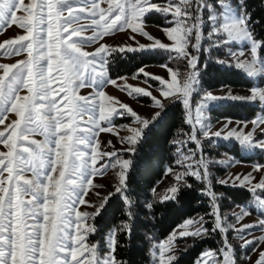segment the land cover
<instances>
[{"label": "snow or ice", "instance_id": "snow-or-ice-1", "mask_svg": "<svg viewBox=\"0 0 264 264\" xmlns=\"http://www.w3.org/2000/svg\"><path fill=\"white\" fill-rule=\"evenodd\" d=\"M102 2L0 0V21L23 30V34L0 43V49L8 55L24 57L15 63L0 64V125L4 126L0 131V145H3L0 150V264H127L118 259L116 253L120 246L118 234L131 236L128 222L107 233L103 252L100 241L89 242V237L97 232L95 220L106 210L113 193L103 197L99 204H92L85 197L90 188L100 187L93 184L94 176L103 175L108 167L119 166L115 193L123 196L131 219L132 202L126 181L132 161L121 159V155L136 151L145 131L162 118L166 105L148 89L119 85L108 76L109 56L117 50L121 53L160 50L168 53L170 60L186 61L187 74L183 77L178 69L167 65L163 67L167 68L169 79L152 75L143 67L133 74V79L142 75L146 84L149 80L157 81L156 90L169 104L182 103L184 123L192 128L191 133H185V140L173 142L177 156L175 165L184 170L176 171L171 166L165 170V175L170 174L175 183L165 189L158 202L178 201L182 190L192 187L187 181L189 176L203 183L201 194L209 197L207 215L213 218L211 232L220 233L223 241L219 249L204 250L195 264H205V261L207 264H236L235 249L227 234L235 232L243 241L241 248L254 247L264 241V236L245 237L257 227L264 230V219L240 227L225 222L227 218L220 214L210 179L211 161L202 155L201 137L212 144L221 139H234L247 149L264 150V139L256 138L257 130L264 136V108L251 121H239L236 127H229L232 121L228 119L215 132L211 131L206 115L212 103L224 99L264 105V87H252L246 96L234 95L231 90L224 95L203 91L200 77L208 65L201 62V56L204 52L211 53L212 49H224L231 59H217L216 64L234 67L249 78L261 77L264 76V57L258 53L264 50V40L254 35L249 24L251 16L244 9L243 0H240V14L234 19L229 0H216L215 4L209 0H166L163 5L153 0H116L115 4L109 2L106 8L101 7ZM17 10L22 14L17 15ZM152 12L171 16L173 26L164 28L171 43L155 39L144 29L145 17ZM206 25H210V30L205 35ZM126 28L154 43H139L135 48L125 45L119 49L100 43L94 52L84 50L87 45ZM89 29L92 34L86 35ZM3 30L0 25V31ZM130 38L135 40V36ZM243 44L248 46L250 58L242 59L246 55L240 47ZM233 45L237 50H233ZM108 84L127 92L133 99L150 97L153 107L159 111L150 118L138 115L128 104L106 95L103 89ZM84 87L94 91L87 96L79 95V89ZM224 87L221 85L222 90ZM23 90L26 92L21 95ZM198 91H202V95L195 105L194 115L191 100ZM8 112L14 113L15 118L5 123ZM124 116H130L138 127L121 125L130 135L114 134L122 145L129 147L110 152L99 150V132L112 131L114 118ZM249 123L251 130L246 132ZM35 135L42 136L43 140L32 138ZM189 143L196 145L195 150L187 148ZM198 153L201 158H197ZM105 158L108 163L97 167L98 160ZM261 170L264 164L253 168V171ZM230 179L231 183L229 179L217 183L247 190L258 214L264 215V178L253 183L255 177L250 172ZM151 192L155 194L156 188ZM81 205L95 210L81 211ZM146 206L153 207L151 203ZM250 214L247 206H241L240 212L233 216L239 224ZM206 223L204 216L189 218L165 241L154 244L153 264H174V242L188 237L204 239L209 235ZM256 264H264V252L259 253Z\"/></svg>", "mask_w": 264, "mask_h": 264}, {"label": "trees", "instance_id": "trees-1", "mask_svg": "<svg viewBox=\"0 0 264 264\" xmlns=\"http://www.w3.org/2000/svg\"><path fill=\"white\" fill-rule=\"evenodd\" d=\"M216 2V0H213ZM241 9L240 0H232ZM244 9L251 16L249 24L254 35L264 40V0H243ZM147 19L164 23L159 13L152 12ZM205 52L201 56L203 63ZM264 57V50L259 51ZM109 60L108 69L111 76L125 73H134L141 65L149 62L162 61L163 56L157 52L137 51L118 52ZM208 67L203 71L202 81L210 87L221 84L251 85L253 80L234 67H221L215 62L207 63ZM257 104H246L237 101H228L214 107L217 115L234 117H251L258 110ZM185 111L182 103H166L162 118L149 126L143 138L136 145V151L128 155L132 163L128 169V196L132 202V217L129 219L127 207L121 194L113 193L107 202L106 210L95 220L97 232L94 234L100 240L102 252L104 240L112 228H119L128 222L131 228L130 238L124 233H119L120 246L117 249V258L126 261L127 264H150L151 249L155 242L167 236L184 219L203 214L208 223L209 235L204 239L188 237L187 248L178 255L174 264H195L200 254L206 249H219L222 247L223 237L218 232H211L213 218L208 216L210 211L209 197L202 195L204 184L187 177L191 188H184L178 201L159 203L160 199L151 192L163 179L165 170L175 163L176 145L174 141L185 140V133H191L190 125L184 123ZM194 144V143H193ZM222 187L232 195L233 201L243 200L249 192L240 187ZM220 207L224 210L229 204L227 194L218 197ZM151 203L153 207L147 208ZM231 235V231L229 232ZM237 245V244H236ZM237 246H235L236 248ZM237 250V249H236ZM237 261L242 255L236 251Z\"/></svg>", "mask_w": 264, "mask_h": 264}, {"label": "rangeland", "instance_id": "rangeland-1", "mask_svg": "<svg viewBox=\"0 0 264 264\" xmlns=\"http://www.w3.org/2000/svg\"><path fill=\"white\" fill-rule=\"evenodd\" d=\"M28 2V0H26ZM111 2L115 4L116 0H103L101 3V7H107L108 3ZM120 2H123V0H120ZM154 3L163 5L166 4V0H153ZM209 2L215 4L213 0H209ZM230 5H231V11H232V18L234 19L235 17L239 16L240 10L237 5L233 3L232 0H229ZM219 11V9H218ZM22 13L17 10V15H21ZM160 14V13H159ZM160 16L163 18L164 23L156 22L150 19H147V16L145 17V23L143 24V27L146 31L150 33L155 39L161 40L163 43H171L166 37V34L164 32V28L166 27H171L173 26L170 21H171V16H164L160 14ZM81 23H89L88 21H82ZM0 25H3L4 30L0 31V43H3L6 40H9L13 37H16L18 35L23 34V30L18 28L16 25H11L8 26L4 24L3 21H0ZM210 30V25H206L205 28V35L207 31ZM86 35H91L92 32L89 29L86 33ZM135 36V40L131 39L130 37ZM257 38V37H256ZM259 39V38H257ZM100 43H104L108 46H111L112 48L119 49L121 46L129 45L131 47H138L139 43L143 44H149V43H154V41H149L147 38L139 35L138 33H132L130 28H126L122 31L115 32L114 34H110L108 36L103 37L102 40L98 41L97 43L87 45L84 50L88 52H94L96 48L99 46ZM207 41H205V47H207ZM233 50H237V46L233 45ZM240 47H243L245 50V57L244 58H250V54L248 52V46L246 44L240 45ZM5 48H7V45H5ZM119 51H115L111 53L109 56V60L113 57V54L118 53ZM127 52V51H125ZM124 52V53H125ZM152 52H157L159 56H163L164 59L162 61H154V62H149L141 65L139 68L136 69L134 73L138 71L140 68H144V70L152 75L155 76H160L165 79H169V73L167 71V68L163 67V65H167L170 68L173 69H178L179 72L181 73V76H186L187 74V65L186 61L183 60H170L169 59V54L160 50L157 51H152ZM259 55V53H258ZM260 56V55H259ZM24 58L23 56H12L8 55L4 52V49H0V64L4 63H15L18 59ZM217 59H231L230 57H227L225 55V50L224 49H212L211 53L205 52L204 55V62L210 63V62H215ZM208 67V66H207ZM259 67V65H257ZM205 70V69H204ZM241 71V70H239ZM107 72L108 76L111 79H116L117 84L119 85H131L133 87H144L148 89L149 91L152 92L153 95H155L157 98L161 99L163 103H167L164 98L160 97L159 91H157V86L158 82L157 81H152L149 80V82L146 84L144 82V77L141 75L137 79H133V74L134 73H125V74H120L117 76H111L109 73L108 65H107ZM243 73V71H241ZM203 72L201 73L202 77ZM245 74V73H243ZM246 75V74H245ZM119 77H123L124 79H117ZM200 77V87L203 91H210L214 95H224L227 91L231 90L232 94L234 95H242L246 96L250 94V90L254 86H260L264 87V76L261 77H255L251 78L253 80L251 85H234V84H221L225 85L224 89H221V85L215 86V87H210L206 83L202 81ZM151 85V87H149ZM104 92L106 95L114 97L116 100H119L120 102H123L125 104H128L134 111L137 112L138 115L143 116L144 118H150L156 111H159V109H156L153 107V102L150 97H144L140 96L138 98L133 99L130 97L127 92L121 91L120 88L108 84L106 87H104ZM94 91L93 88L91 87H84L79 89V95L87 96L90 93ZM26 90H23L21 92V95L25 94ZM202 95V91H198L197 93L193 94L192 97V105H193V114L195 115V105L199 102L200 98ZM228 101V99L224 100H219L215 103H212L207 112L206 115L208 117V121L211 123V131L215 132L219 130L221 127H223V124L228 120L231 119L232 124L229 125V127H236L237 122L239 121H251L257 114L261 112V109L264 108V105H260L257 103L258 110L257 112L251 116V117H234V116H229V115H224V116H219L217 115V112L214 110V107L218 106L221 103H225ZM114 106L119 108V105H115L113 102ZM8 119L5 121V123H8L9 120L14 119V113L8 112L7 113ZM85 120L87 117L84 118ZM113 125L115 126L112 131L110 132H99L97 136V141L99 144V150L101 151H113L114 149L116 150H122L129 145H122L120 143V140L117 135L114 133H119L120 136H127L130 135L129 132L123 127H120L121 125H127L130 127H138V125L133 124V120L130 116H124V117H117L114 118L113 120ZM243 126V125H241ZM251 124L249 123L248 127L245 129V131H250L251 130ZM4 130V126L0 125V131ZM198 136H200V133H197ZM32 138L36 140H43V137L40 135H35ZM256 138L257 139H264V136L260 135L259 130H257L256 133ZM108 141H112V144L109 145ZM180 141V140H179ZM201 141L203 144V158L211 161L209 164V172H210V179L213 187V191L217 194V197H222L227 194L228 199L225 200L226 203L229 205L222 210L220 207V202L219 199L217 203L219 204L220 207V214L223 217H226V223H231L235 225L236 227H240L241 224H249V223H258L259 220L264 219V215L258 214V208L254 207V199L249 193V195L243 199V200H236L233 201L234 198L232 195L227 193L224 188L222 187H215L214 184H218V180H223V179H229L231 183V179L235 177L237 174L244 176L247 175L248 173H252L253 176L255 177L253 183H258L261 178H264V170L261 171H253V168L257 164H264V150L261 149H247L245 147H242L238 141L234 139L230 140H219L216 144L210 143V141L206 138L201 137ZM187 148H191L195 150L196 145L193 143H189ZM187 148L184 149L185 152H187ZM0 150H3V145H0ZM130 152H122L121 159H128L130 160L129 154ZM197 158H201V155L198 153ZM177 159V158H176ZM216 161H223V163H215ZM108 163V158H105L104 160H98L97 167H100L102 164H107ZM170 167V166H169ZM174 167L176 171H183V168L177 167L175 163L171 166ZM119 166L116 168L108 167L107 170L104 172L103 175H96L94 176L93 179V184L95 185H100V187L96 188H90L88 195L85 197L86 200H89L92 204H99L101 199L105 196H108L109 193H114L116 185L118 184V179H117V172L119 171ZM28 176H31V173H27ZM173 183H175L174 178L169 174V175H164L163 179L158 183L156 186V193L155 197L158 199H161V197L165 194V189L170 187ZM97 193H99V196H97ZM241 206H247L250 211V215L246 216L239 224L236 222L233 214L234 213H239L241 210ZM79 210L81 211H89L92 212L95 209L92 207H89L88 205H81L79 206ZM200 216H203V214H197L195 216L188 217L184 219L182 222H180L173 230H179V226L183 224L187 219L189 218H199ZM206 219V218H205ZM173 230L165 237L161 238L154 244H157L159 242H163L167 239V237L173 232ZM189 230H191L189 228ZM264 236V230L260 229L257 227L254 229L250 235H247L245 239H253V238H259ZM227 239L235 249V259H236V264H256L257 259L259 258V253L264 252V241H260L258 245L254 247H249V248H241L240 245L243 243L242 240L238 239L236 236L235 232H231V235L228 233L227 234ZM97 241H100L97 236L92 235L89 237V242L90 243H95ZM153 244V245H154ZM189 244L188 238L185 239H177L174 242V252L173 255L177 258L178 255L181 253V251L185 250ZM237 244V245H236ZM235 246H237L235 248ZM241 253L242 259L240 261H237L236 257V251ZM153 253V246L151 249V257ZM153 264V257L151 260V263ZM205 264H207V261H205Z\"/></svg>", "mask_w": 264, "mask_h": 264}]
</instances>
